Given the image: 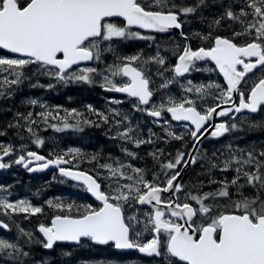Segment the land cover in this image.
<instances>
[{
	"label": "snow or ice",
	"instance_id": "1",
	"mask_svg": "<svg viewBox=\"0 0 264 264\" xmlns=\"http://www.w3.org/2000/svg\"><path fill=\"white\" fill-rule=\"evenodd\" d=\"M0 52V169L53 168L94 198L46 212L0 185V264L98 246L104 264H264V0H0ZM71 85L120 95L16 102ZM48 127L100 129L118 151L30 150Z\"/></svg>",
	"mask_w": 264,
	"mask_h": 264
},
{
	"label": "trees",
	"instance_id": "2",
	"mask_svg": "<svg viewBox=\"0 0 264 264\" xmlns=\"http://www.w3.org/2000/svg\"><path fill=\"white\" fill-rule=\"evenodd\" d=\"M0 54H3L0 52ZM96 96L97 94L93 91H90L88 88H84L83 90L80 88H76V85H71L69 87H59L54 90H37L36 89H29L25 87L21 93L18 94L16 102H19V99L21 96H31L33 98L40 97L42 100L44 99L47 101L48 104L50 105H63L64 108H80V102H81V97L82 100H85L87 97L90 95ZM88 104V102H87ZM6 106V105H5ZM38 110V109H37ZM11 118V113H5L3 111H0V124H2L5 120H8ZM55 122V121H53ZM52 132L51 128L48 127L46 129V133H41L39 132L38 134L42 136L47 142L45 145H43L40 148H37L39 151H44L46 152V155H48L49 151L52 150L53 148H58V149H67L69 147H79L87 152H91L95 148L99 147H106L108 151H111L113 153H116L118 150L112 145L111 141H108L105 139V137L102 135V130L99 129H91L87 128L83 132H74L71 129L68 130H63V131H55L54 134L50 135ZM50 135V136H49ZM3 136H0V138ZM12 139L11 136L8 137V141ZM96 142L101 143L100 145L96 146ZM207 145V143H205ZM207 147V146H205ZM11 186L16 187L13 185L11 182L6 181L5 186ZM29 187V185H21L19 186L20 189H24ZM14 189V188H13ZM15 188L14 190H16ZM60 190L59 184L52 182L49 186L41 188V192L38 195V201L40 203H44L45 201L49 200L52 198L55 191ZM64 194V193H63ZM61 197V196H60ZM62 198H65V201L67 202H72L76 201V196L73 194L69 193V195H63ZM88 202L91 203L93 202L92 199L85 195L83 197V203ZM78 203V202H77ZM45 211L46 212H51L50 209H48L47 205H45ZM40 219H43L41 217ZM35 223H38L39 220L35 219ZM73 255L70 258L71 261L74 262V264H104L105 261L108 260H113L116 257L113 255L112 250H96L92 248V251H90L88 248L86 250H81V249H73ZM91 253V255L89 254ZM80 254H83L84 256H80ZM130 259H135L136 256L131 254Z\"/></svg>",
	"mask_w": 264,
	"mask_h": 264
},
{
	"label": "flooded vegetation",
	"instance_id": "3",
	"mask_svg": "<svg viewBox=\"0 0 264 264\" xmlns=\"http://www.w3.org/2000/svg\"><path fill=\"white\" fill-rule=\"evenodd\" d=\"M139 47H144V44L143 45H140ZM126 50H134V49H126ZM80 89H84V88H80ZM97 90L98 87H96ZM104 101V97H101ZM81 105H85V102L82 101L81 102ZM5 140H7L5 138ZM207 143V142H206ZM36 173L32 174L31 175V172H28V171H24L23 167L22 166H16V165H13L12 167L9 168V170L6 172V175H8L10 177V179H12L13 181H17V182H21V180L27 176H36L35 175Z\"/></svg>",
	"mask_w": 264,
	"mask_h": 264
},
{
	"label": "rangeland",
	"instance_id": "4",
	"mask_svg": "<svg viewBox=\"0 0 264 264\" xmlns=\"http://www.w3.org/2000/svg\"><path fill=\"white\" fill-rule=\"evenodd\" d=\"M40 192H41V188L34 190V195L37 198V200H38V195H39Z\"/></svg>",
	"mask_w": 264,
	"mask_h": 264
}]
</instances>
